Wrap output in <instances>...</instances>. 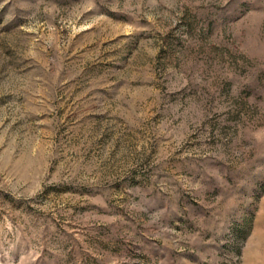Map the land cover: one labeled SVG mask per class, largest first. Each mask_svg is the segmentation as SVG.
I'll return each mask as SVG.
<instances>
[{
  "label": "rangeland",
  "instance_id": "1",
  "mask_svg": "<svg viewBox=\"0 0 264 264\" xmlns=\"http://www.w3.org/2000/svg\"><path fill=\"white\" fill-rule=\"evenodd\" d=\"M0 264H264V0H0Z\"/></svg>",
  "mask_w": 264,
  "mask_h": 264
}]
</instances>
